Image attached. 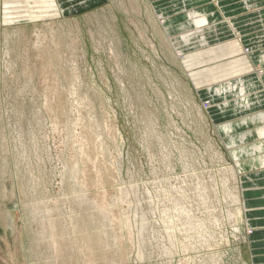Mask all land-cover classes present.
<instances>
[{
    "label": "rangeland",
    "instance_id": "rangeland-1",
    "mask_svg": "<svg viewBox=\"0 0 264 264\" xmlns=\"http://www.w3.org/2000/svg\"><path fill=\"white\" fill-rule=\"evenodd\" d=\"M194 1L0 0V264H252L218 127L264 114V0Z\"/></svg>",
    "mask_w": 264,
    "mask_h": 264
},
{
    "label": "bare ground",
    "instance_id": "bare-ground-1",
    "mask_svg": "<svg viewBox=\"0 0 264 264\" xmlns=\"http://www.w3.org/2000/svg\"><path fill=\"white\" fill-rule=\"evenodd\" d=\"M196 1V0H195ZM194 1V2H195ZM197 3V1H196ZM195 14H199L196 12ZM190 25L192 24H197L198 26L204 28L202 31L198 33V35L194 36V39H192V42L195 41L198 42L199 44H204L206 42L207 36H211L213 34L216 35L217 33V25L213 27H204L205 23L208 22L209 17L207 15H198L197 20L194 22V19H196L197 15L190 14ZM195 26V25H194ZM219 26V25H218ZM221 27V26H220ZM230 27V26H229ZM195 33V32H194ZM188 39H189V34H188ZM190 40V39H189ZM183 41V40H182ZM185 41V40H184ZM186 44V42H184ZM194 43V44H195ZM193 44V43H192ZM178 46L181 45V43L177 44ZM185 46V45H184ZM181 53V52H180ZM251 68V67H250ZM249 66H243L239 69L235 68L234 65L231 66L230 64L227 65L225 68H220L217 67L215 70H213L216 74H220L221 78L223 77V74H221L222 71H226L227 73L230 72L238 76L239 73L242 72H251L252 68L250 69ZM211 70V69H210ZM209 71V70H208ZM232 75V74H231ZM205 76V75H204ZM216 76V75H215ZM218 76V75H217ZM232 77V76H230ZM217 77V82L218 81ZM216 79V78H215ZM201 80V79H200ZM223 81V80H222ZM207 82V81H206ZM204 83V82H203ZM250 84V82L248 83ZM252 84V81H251ZM238 85V83H237ZM227 87L224 88V91L227 90H232L233 91V85L231 86L226 85ZM244 87L245 84L239 83L238 88L240 92H244ZM217 89V88H216ZM209 91V90H208ZM218 91V90H217ZM220 91V90H219ZM229 91V92H230ZM246 101L249 100V98H245ZM263 103L264 104V99L263 100H257L255 104ZM242 106V107H241ZM263 106V105H261ZM254 107V104L251 105L248 103H243L240 105L239 108L241 110H247L251 109ZM222 109V108H221ZM246 117V116H245ZM219 131L221 132V135L223 138H225L227 142V146L231 148V155L234 158V161L236 162V167L239 173L242 174V172H247V171H257L260 169H264V141L263 136H264V114H259V115H254V116H249L246 118L241 119L238 121L236 124L235 123H225L222 126L218 127ZM257 138H260L259 140ZM246 141H256V143L250 145L247 148H237V143H244ZM237 142V143H236ZM241 144V145H242ZM243 146V145H242ZM234 170V168H231ZM231 171V170H230ZM233 172V171H232ZM234 173V172H233ZM238 173V174H239ZM256 173V172H255ZM232 174V173H231ZM236 174V173H235ZM237 176V175H236ZM251 178V179H250ZM242 179L245 180V184L247 183L248 179H250V182H255L253 181L254 179L251 177V175H245L242 177ZM261 179V178H260ZM263 181V180H262ZM237 182V181H236ZM264 184V183H263ZM251 187H256V185H253ZM251 189V188H250ZM237 190V189H236ZM248 192H251V194H256L258 193V197L263 198L264 197V191L261 190H250ZM238 193V192H237ZM244 193V192H243ZM241 194V193H240ZM249 194V193H248ZM238 195V194H237ZM202 196V195H201ZM264 199V198H263ZM235 198L233 196L232 201H234ZM241 200V199H240ZM264 201V200H262ZM240 203V202H239ZM242 206V205H241ZM185 211V210H184ZM244 210L242 207H240L237 212H236V217L242 216ZM183 213V212H182ZM186 211L184 212V215H187ZM245 213V212H244ZM246 214V213H245ZM190 215V214H189ZM191 216V215H190ZM234 215L231 217L234 218ZM192 218V216H191ZM147 224V223H146ZM202 224V223H201ZM248 227L250 228L251 226L255 228L251 223H247ZM195 225V224H194ZM204 225V224H203ZM202 225V226H203ZM200 226V225H199ZM143 227V226H142ZM196 227H194L195 229ZM202 229V228H201ZM191 231V230H190ZM169 233V232H168ZM254 234V233H251ZM238 236V235H237ZM189 240V239H188ZM187 247V246H186ZM185 249V248H184ZM186 250V249H185Z\"/></svg>",
    "mask_w": 264,
    "mask_h": 264
},
{
    "label": "crops",
    "instance_id": "crops-1",
    "mask_svg": "<svg viewBox=\"0 0 264 264\" xmlns=\"http://www.w3.org/2000/svg\"><path fill=\"white\" fill-rule=\"evenodd\" d=\"M203 12V11H202ZM209 17L214 16L213 9H210ZM234 10L231 9L228 14H233ZM213 15V16H212ZM253 82V85L249 86L248 83L246 86L248 90L251 89V87H255L254 83H256V86L259 88L262 84L259 82L258 78L252 77L250 78ZM256 81H255V80ZM248 81V82H250ZM246 90V91H248ZM257 96H259L257 94ZM256 172V173H255ZM251 177L254 179L253 182H250L248 179V183L245 184V181L243 182V197H244V203L246 202L247 208L249 211H253L252 215L248 216V221L252 222L255 228L252 227V231L255 232L254 234L250 233L249 240H250V249H251V256H252V264H264V200L263 198L258 197L256 194H251V192H248L250 190H261L264 191V169H260L257 171H253L250 174ZM261 178V179H260ZM263 180V181H262ZM243 181V180H242ZM253 185H256V187H251ZM251 188V189H250ZM249 193V194H248ZM248 244V245H249ZM242 257V255H241Z\"/></svg>",
    "mask_w": 264,
    "mask_h": 264
}]
</instances>
